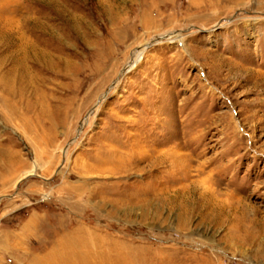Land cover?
<instances>
[{
    "label": "rangeland",
    "instance_id": "1",
    "mask_svg": "<svg viewBox=\"0 0 264 264\" xmlns=\"http://www.w3.org/2000/svg\"><path fill=\"white\" fill-rule=\"evenodd\" d=\"M62 242L264 264V0H0V264Z\"/></svg>",
    "mask_w": 264,
    "mask_h": 264
},
{
    "label": "bare ground",
    "instance_id": "2",
    "mask_svg": "<svg viewBox=\"0 0 264 264\" xmlns=\"http://www.w3.org/2000/svg\"><path fill=\"white\" fill-rule=\"evenodd\" d=\"M143 51H144L143 48L142 49L140 48L139 50L135 51L131 62L132 63L137 62L139 58L142 56ZM126 71L127 68H124L120 74ZM29 175H32V172ZM59 248H60V254L56 252L52 254L50 253V256L47 257L46 264H72L74 260L78 261L81 258V255L83 254L82 252H80L82 250L81 249L82 247L75 245V243L72 244L69 242H62L60 243ZM77 264L79 263L77 262Z\"/></svg>",
    "mask_w": 264,
    "mask_h": 264
}]
</instances>
